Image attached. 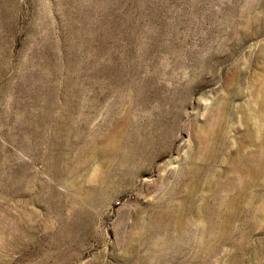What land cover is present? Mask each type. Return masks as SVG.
<instances>
[{"label":"rangeland","instance_id":"374dc122","mask_svg":"<svg viewBox=\"0 0 264 264\" xmlns=\"http://www.w3.org/2000/svg\"><path fill=\"white\" fill-rule=\"evenodd\" d=\"M0 188V264H264V0H0Z\"/></svg>","mask_w":264,"mask_h":264},{"label":"bare ground","instance_id":"6f19581e","mask_svg":"<svg viewBox=\"0 0 264 264\" xmlns=\"http://www.w3.org/2000/svg\"><path fill=\"white\" fill-rule=\"evenodd\" d=\"M22 118V117H21ZM30 134V133H29ZM117 137H118V135H114L113 136V139L112 140H114V139H117ZM111 138V137H110ZM105 139V138H104ZM112 142H110V144H111ZM114 145V144H113ZM103 146V145H102ZM113 148V147H112ZM9 155V154H8ZM40 156V155H39ZM90 158V157H89ZM41 160V159H40ZM3 163V162H2ZM50 164V163H49ZM54 164V163H53ZM54 166H56V165H54ZM53 167V166H52ZM9 168V167H8ZM60 168V167H59ZM56 169V168H55ZM233 171H234V169H233ZM47 172V171H46ZM69 172V171H68ZM67 172V173H68ZM40 173V172H39ZM52 173V172H51ZM3 174V173H2ZM231 175V174H230ZM53 177V176H52ZM72 179V178H71ZM248 180H249V178H247ZM40 180V179H39ZM198 180H199V178H198ZM226 180V179H225ZM253 180V179H252ZM21 181V180H20ZM26 181V180H25ZM223 181V180H222ZM19 182V181H18ZM64 182V181H63ZM62 182V180H60L59 181V179H57L56 178V180H55V182H51V183H42L43 185L42 186H39V188L40 189H42L43 190V193H41V196L42 195H44V197H46V199L47 200H49L50 201V203H51V205H48V207H50L51 209H53V207L54 208H56V214H58V223H59V229L57 230L58 231V236L62 239V240H64L65 238H67L68 236H69V232L70 231H73L74 229H75V227H76V223H78V221H76L75 222V218L74 217H79L80 216V214H84L86 217H89L88 219H90V213L89 212H87L86 210H83V211H81L80 209H79V202H78V199L76 198V196L74 195L72 198H71V202L69 203V216H67V217H64V216H62V214L60 213V212H63V210H62V208H59L58 209V201H57V199H60L59 197V192H58V190H56V186H57V184H62L63 183ZM66 182V181H65ZM184 182V181H183ZM183 182H181V184L183 183ZM219 182V181H218ZM75 183V182H74ZM179 183V182H178ZM186 183V182H185ZM219 183H221V182H219ZM241 183V182H240ZM38 184V183H37ZM180 184V183H179ZM197 184V183H196ZM222 184V183H221ZM22 185V184H21ZM178 185V184H177ZM255 185V184H254ZM35 186V185H34ZM96 186V185H95ZM259 186V185H258ZM3 187V186H2ZM42 187V188H41ZM189 187V186H188ZM248 187H250V186H248ZM259 188V187H258ZM262 188V187H261ZM1 189V188H0ZM20 189V188H19ZM58 189V188H57ZM185 190V189H184ZM207 190V189H206ZM213 190L215 191V189L213 188ZM10 191V190H9ZM187 191V190H186ZM230 191V187L228 188L227 186H222V188H221V190H220V193H217V194H219L220 196H219V198H218V205H219V207H215V208H213V209H211L212 210V215H213V223H214V227L215 228H213L214 229V231H218V232H220V229H221V226H222V223H223V217H222V214H223V208H224V206H225V202H224V199H225V197H228V196H223V193L225 192L226 194L228 193ZM252 191H254V190H252ZM3 192V191H2ZM255 192H256V190H255ZM85 193V192H84ZM88 194V193H87ZM92 194V193H91ZM98 194H99V196H102L103 195V192H102V190H99L98 191ZM173 194V193H172ZM183 194H185V192L183 193ZM257 194V193H256ZM256 194H254V195H256ZM73 195V194H72ZM81 195V194H80ZM188 195V194H187ZM193 195V194H192ZM258 195V194H257ZM261 195V194H260ZM40 196V195H39ZM38 196V197H39ZM85 196V195H84ZM184 196V195H183ZM43 197V198H44ZM63 197V196H62ZM61 197V198H62ZM193 197H194V195H193ZM34 198V197H33ZM37 198V197H36ZM40 198V197H39ZM173 198V197H172ZM190 198H191V196H190ZM189 198V199H190ZM199 198V197H198ZM253 198V197H252ZM259 198V197H258ZM260 198H261V196H260ZM242 199H244V197L242 198ZM250 199H251V197H250ZM249 199V200H250ZM255 199V198H254ZM262 199V198H261ZM32 200V199H31ZM38 200V199H37ZM64 200V199H63ZM91 200V199H90ZM168 200V199H167ZM186 200V199H185ZM194 200V199H193ZM46 201V200H45ZM94 202L93 203H95L96 202V198H95V200H93ZM190 201V200H189ZM188 201V202H189ZM195 201H196V199H195ZM253 201V199L251 200V202ZM259 201V200H258ZM1 202H3V201H1ZM10 202H12V201H10ZM32 202V201H31ZM38 202V201H37ZM40 202V201H39ZM63 202V201H62ZM61 202V203H62ZM192 202V201H191ZM205 202V201H204ZM208 202V201H207ZM215 202V201H214ZM242 202H243V200H242ZM14 203V202H13ZM64 203V202H63ZM62 203V204H63ZM195 203V202H194ZM203 203V202H202ZM209 203V202H208ZM212 203V202H211ZM216 203H217V201H216ZM259 203V202H258ZM258 203H256V204H258ZM2 204V203H1ZM6 204H8V203H6ZM12 204V203H11ZM17 204V203H16ZM22 204V203H21ZM60 204V203H59ZM188 204H190V203H188ZM200 204V203H199ZM198 204V205H199ZM2 205H4V204H2ZM14 205H15V203H14ZM19 205V204H18ZM211 205H213V206H215L214 204H211ZM10 206V205H9ZM21 206V205H20ZM165 207H164V209H162V210H159L158 212H157V215H156V218H155V220L151 223V226H150V230H152L151 231V234H150V238H149V240H150V242H151V245H153V246H156V247H158V248H161V246L162 245H167V244H169V243H171V242H173V241H175V239L174 238H172L171 236H170V233H171V231L173 230V228H174V226L175 227H177L178 228V230L179 231H182V220H184V219H182V216H183V207H182V205H179L178 207H176L175 206V204L173 203V201L171 202V203H167V204H165L164 205ZM193 206H195V205H193ZM243 206V205H242ZM258 206H259V204H258ZM65 208H66V206H64ZM68 207V206H67ZM160 207V206H159ZM192 207V206H191ZM221 207H222V210H221ZM227 207V206H226ZM229 207V206H228ZM241 207V206H240ZM27 208V207H26ZM161 208V207H160ZM210 208V207H209ZM251 208H253V207H251ZM255 208V207H254ZM7 208H5V210H6ZM25 209V208H24ZM64 209V208H63ZM190 209V208H189ZM204 209V208H203ZM206 209V208H205ZM3 210V209H2ZM187 210V209H186ZM193 210V209H192ZM207 210V209H206ZM4 211V210H3ZM53 211H54V209H53ZM189 211V210H188ZM249 211H251V210H249ZM239 212V211H238ZM252 212V211H251ZM256 212V211H255ZM55 213V212H54ZM53 213V214H54ZM191 213V212H190ZM227 213V212H226ZM248 213V212H247ZM254 213V212H253ZM55 214V215H56ZM187 214H188V212H187ZM199 214V213H198ZM256 214V213H255ZM253 215V214H252ZM257 215V214H256ZM12 216V215H11ZM26 216V215H25ZM37 216V215H36ZM57 216V215H56ZM184 216H185V214H184ZM201 216V215H200ZM15 217V216H14ZM17 217V216H16ZM199 217V216H198ZM234 217V216H233ZM253 217V216H252ZM32 218H33V215H32ZM52 218H55L56 219V217H52ZM51 218V219H52ZM206 218H207V216H206ZM206 218H204V219H206ZM16 219V218H15ZM31 219V218H30ZM36 219V218H35ZM48 219V218H47ZM259 219H261V218H259ZM11 220V219H10ZM45 220V219H44ZM43 220V221H44ZM202 220V219H201ZM24 221H25V219H24ZM30 221V220H29ZM33 221V220H32ZM51 220H49V222H50ZM57 221V220H56ZM185 221V220H184ZM183 221V222H184ZM21 222V221H20ZM34 222V221H33ZM48 222V221H47ZM254 222V221H253ZM31 223V221L29 222V224ZM40 223H41V220H40ZM185 223V222H184ZM209 223V222H208ZM19 224V223H18ZM21 224H23L22 222H21ZM28 224V223H27ZM32 224V223H31ZM36 224V223H35ZM46 224H48V223H46ZM259 224V223H258ZM15 225V224H14ZM44 225V224H43ZM51 225H52V222H51ZM208 225V224H207ZM254 225V224H253ZM3 226V225H2ZM1 226V227H2ZM24 226H25V224H24ZM28 225H26V227H27ZM50 226V225H49ZM53 226V225H52ZM51 226V227H52ZM211 226V225H210ZM18 227H19V225H18ZM29 227V226H28ZM33 227V226H32ZM41 227V226H40ZM46 227V226H45ZM50 227V228H51ZM184 227H185V225H184ZM226 227V226H225ZM20 228V227H19ZM25 228V227H24ZM34 228H36V226L34 227ZM33 228V229H34ZM43 228V227H42ZM41 228V229H42ZM49 228V227H48ZM53 228V227H52ZM51 228V229H52ZM14 229V228H13ZM12 229V230H13ZM47 229V228H46ZM46 229H44V230H46ZM22 230H23V225H22ZM26 230V229H25ZM29 231H30V229H28ZM37 230V229H36ZM36 230H33V231H36ZM43 230V231H44ZM19 231V230H18ZM32 231V230H31ZM47 231V230H46ZM51 231V230H50ZM189 231H191V229L189 230ZM4 232V231H3ZM45 232V231H44ZM204 232H206V229H205V231ZM254 232V231H253ZM50 233V232H49ZM3 234V233H2ZM20 234V233H19ZM32 234V233H31ZM46 234V233H45ZM199 234V233H198ZM16 235H18V234H16ZM27 235V234H26ZM125 235V234H124ZM174 235V234H173ZM183 235V234H182ZM19 236V235H18ZM23 236V235H22ZM29 237H30V235H28ZM33 235H31V237H32ZM49 236V235H48ZM53 236V235H52ZM35 237V236H34ZM7 238V237H6ZM5 238V239H6ZM15 238V237H14ZM16 238H18V237H16ZM212 238V237H211ZM13 239V238H12ZM19 239V238H18ZM29 239V238H28ZM54 239V238H53ZM7 240V239H6ZM8 240H10V239H8ZM7 240V241H8ZM15 240V239H14ZM22 240H23V238H22ZM34 240V239H33ZM16 241V240H15ZM20 241H21V238H20ZM27 241V240H26ZM45 241V240H44ZM54 241V240H53ZM122 241H123V239H122ZM5 241H3V240H0V245H5V243H4ZM12 242H13V240H12ZM18 242V241H17ZM25 242V241H24ZM31 242V241H30ZM8 245H10L11 244V241H10V243L9 242H6ZM15 243V242H14ZM14 243H13V245H14ZM19 243V242H18ZM17 243V244H18ZM21 243H23V242H21ZM21 243H20V246H21ZM25 245V244H24ZM14 246H16V245H14ZM13 246V247H14ZM22 247V246H21ZM7 248H8V246H7ZM26 248H27V246H26ZM17 249V248H16ZM24 250H25V248H23ZM5 250H7V249H5ZM14 250V249H13ZM62 250V249H61ZM2 251H3V247H2ZM42 251V250H41ZM53 251V250H52ZM126 251V250H125ZM127 252V251H126ZM237 252V251H236ZM1 253H3V252H1ZM63 253V252H62ZM131 253V252H130ZM239 253H241V252H239ZM238 253V254H239ZM248 253V252H247ZM40 254V253H39ZM49 254V253H48ZM53 254V253H52ZM42 255V254H41ZM45 255V254H44ZM241 255V254H240ZM51 255H49V257H50ZM74 256V255H73ZM236 256H237V254H236ZM2 257H4V256H2ZM41 257V256H40ZM53 257H54V255H53ZM56 257V256H55ZM71 257V256H70ZM240 257V256H239ZM1 258V257H0ZM61 258V257H60ZM5 259H7V258H5ZM72 259V258H71ZM8 260H11V259H8ZM48 260V259H47ZM54 260V259H53ZM0 261H1V259H0ZM15 261V260H14ZM51 261H52V259H51ZM61 261V260H60ZM242 261V260H241ZM240 261V262H241ZM245 261V260H244ZM249 261V260H248ZM10 262V261H9ZM19 262V261H18ZM18 262H16V263H18ZM260 262V261H259ZM245 263V262H244ZM5 264V263H4ZM35 264V263H34ZM56 264V263H55ZM60 264H61V262H60ZM242 264V263H241Z\"/></svg>","mask_w":264,"mask_h":264}]
</instances>
